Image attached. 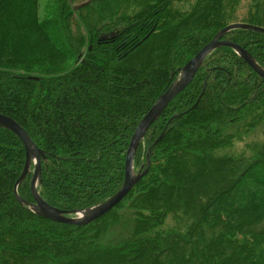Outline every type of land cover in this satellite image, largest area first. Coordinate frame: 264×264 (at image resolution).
I'll use <instances>...</instances> for the list:
<instances>
[{
	"label": "trees",
	"instance_id": "trees-1",
	"mask_svg": "<svg viewBox=\"0 0 264 264\" xmlns=\"http://www.w3.org/2000/svg\"><path fill=\"white\" fill-rule=\"evenodd\" d=\"M95 2L39 18V0H0V115L44 152L37 191L64 212L121 188L137 125L219 30L264 29V0ZM94 5L96 25L81 16ZM223 39L264 69V34ZM20 142L0 128V264H264V79L232 49L212 52L151 124L134 157L138 173L150 152L147 174L87 226L19 205ZM30 179L16 193L32 203Z\"/></svg>",
	"mask_w": 264,
	"mask_h": 264
},
{
	"label": "water",
	"instance_id": "water-1",
	"mask_svg": "<svg viewBox=\"0 0 264 264\" xmlns=\"http://www.w3.org/2000/svg\"><path fill=\"white\" fill-rule=\"evenodd\" d=\"M233 30H246L250 32L264 34V29L248 24H231L219 30L211 41L206 44L201 50L187 63L180 68L177 78L169 85L166 91L161 94L148 113L143 117L129 142L126 150V157L124 164V180L121 188L109 199L103 203L87 208L85 210H73L70 212L62 211L46 204L40 197L37 191V185L41 181V158H44V152L41 151L30 136L21 128L16 122L6 116L0 115V128L13 133L19 138L25 151V164L21 175L16 179L14 186V195L19 205L26 206L36 216L50 220L55 223L87 226L88 224L100 219L106 213L114 209L133 189V187L147 174L149 166V151L146 155L147 167L143 171L134 172V157L139 144L143 141L151 124H153L161 116L163 111L168 107L170 102L176 98L193 80L195 74L203 64L204 60L215 50L220 48L232 49L260 78L264 79V69L260 67L252 56L240 46L233 44L229 40H224L229 32ZM160 139V138H159ZM159 141V140H158ZM157 141V142H158ZM33 167L30 179V193L33 202H27L21 199L18 195L17 188L19 184L30 174V168Z\"/></svg>",
	"mask_w": 264,
	"mask_h": 264
},
{
	"label": "rangeland",
	"instance_id": "rangeland-1",
	"mask_svg": "<svg viewBox=\"0 0 264 264\" xmlns=\"http://www.w3.org/2000/svg\"><path fill=\"white\" fill-rule=\"evenodd\" d=\"M67 1H69V0H39L38 10H37V14L39 15V18H47L48 16H51L54 13V11L57 10V8L60 5H61L60 10H61L64 6L63 4L66 3ZM70 1H71V3H69V4H71L72 6H78L79 4L85 3L89 0H70ZM121 1L122 0H120V1L119 0H96L95 3L101 4V5H105L107 3L108 6H111L112 8H114L115 5H118L119 2L122 5ZM124 2H129V0H124ZM132 6H133V4H129L130 8ZM97 9H98V7H96L95 5L92 8H90V10L87 8L83 13H81V16L85 17V18H87V17L91 18L92 24L96 25L97 24V18H98ZM130 12L131 11H129L128 13H130ZM78 25L79 24L77 22V25H76L77 28H78ZM82 32L86 33V30L83 29ZM50 60L55 61V63L59 66V61H60L59 56H58V58H53ZM35 64H36V62H31V64H30L31 69H29V72L30 73L32 72L33 75H37V73H35V72H38V70L35 69V68H37V66ZM38 67H40V65H38ZM27 68H29V67H27ZM40 68L41 69L43 68L42 70H44L45 72L53 71V68H50L49 64L46 61H44L41 64ZM19 70L20 69H17L15 72L22 73V74L25 73L24 71H19ZM41 73H43V71H41ZM243 145H244L243 143L237 144L236 147L231 150V152L237 153L240 149H242L241 147H243ZM229 153H230V150H229ZM111 236L113 238V236H116V234H112Z\"/></svg>",
	"mask_w": 264,
	"mask_h": 264
}]
</instances>
